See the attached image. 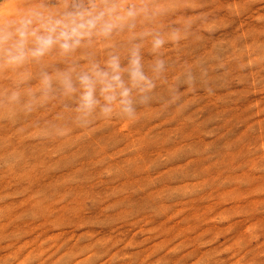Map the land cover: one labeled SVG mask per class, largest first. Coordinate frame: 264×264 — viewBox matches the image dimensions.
Masks as SVG:
<instances>
[{"label":"rangeland","instance_id":"obj_1","mask_svg":"<svg viewBox=\"0 0 264 264\" xmlns=\"http://www.w3.org/2000/svg\"><path fill=\"white\" fill-rule=\"evenodd\" d=\"M0 11V26L28 18L38 36L53 21L89 25L71 49L19 64L0 47V264H264V0H5ZM134 53L145 92L127 71ZM113 63L134 117L104 116L97 83L82 118L78 77L111 76Z\"/></svg>","mask_w":264,"mask_h":264},{"label":"clouds","instance_id":"obj_2","mask_svg":"<svg viewBox=\"0 0 264 264\" xmlns=\"http://www.w3.org/2000/svg\"><path fill=\"white\" fill-rule=\"evenodd\" d=\"M138 10L129 8L127 10V16L129 18H136ZM33 21L28 18H22L20 20H10L6 26H0V47L7 45L4 48L7 62L9 64H19L23 62L29 55L38 57L43 55L44 51L53 44L60 42V47L64 50L71 49L73 46L78 45L80 39L83 36V32L80 29H86L89 27L87 24H82L78 28L71 30H63L60 27L59 21L51 22V27L48 28L49 35L38 36L36 31L31 28ZM106 31L111 30L109 25ZM58 33V35H54ZM29 36L35 37V47L29 49L28 38ZM164 43L162 38L155 40L154 46L159 48ZM133 59L130 62V68L127 71L130 72V76L133 82V87H140V92L150 90L153 85L145 77L141 71L140 60L137 53L133 54ZM159 68L163 67V62L158 64ZM120 65L118 63L112 64V73L108 72H96L94 75H81L78 77V82L83 89L80 97V105L78 111L81 112L82 118H86L96 110L99 105V101L94 98V87L97 83L103 84L102 94L106 103L100 108L101 113L104 116H111L115 109H119L120 113L126 115L129 119L135 115V107L133 98L130 95V89L124 87V82L120 76ZM65 88L69 92H76L77 89L73 86L71 78L65 81ZM120 90L117 94V90ZM13 99H16L15 95Z\"/></svg>","mask_w":264,"mask_h":264},{"label":"crops","instance_id":"obj_3","mask_svg":"<svg viewBox=\"0 0 264 264\" xmlns=\"http://www.w3.org/2000/svg\"><path fill=\"white\" fill-rule=\"evenodd\" d=\"M72 4H74L75 6H84L86 4L91 3L94 0H70ZM5 0H0V5L2 3H4ZM4 14L3 11H0V15Z\"/></svg>","mask_w":264,"mask_h":264}]
</instances>
